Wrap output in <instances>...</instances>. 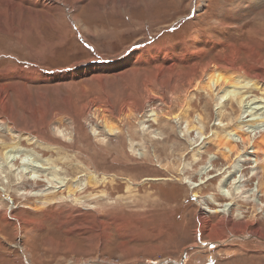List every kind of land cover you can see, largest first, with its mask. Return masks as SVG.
I'll list each match as a JSON object with an SVG mask.
<instances>
[{"label": "rangeland", "instance_id": "obj_1", "mask_svg": "<svg viewBox=\"0 0 264 264\" xmlns=\"http://www.w3.org/2000/svg\"><path fill=\"white\" fill-rule=\"evenodd\" d=\"M250 46L264 61V0H0V98L14 114L9 131L0 112V143L21 141L18 157L41 166L24 174H37L38 187L21 189L19 160L6 171L0 157V264H264V238L249 236L264 237V195L259 211L245 198L264 171L249 153L264 109L251 127L255 110L220 99L224 87L210 96L187 85L231 51L264 82L263 63L248 65ZM31 70L45 80L22 81ZM245 96L264 101V90ZM216 134L232 137L237 154L223 159ZM65 183L70 197L63 187L62 203L33 211L37 193ZM223 188L235 202L214 237L216 201L231 202ZM229 219L249 235H235Z\"/></svg>", "mask_w": 264, "mask_h": 264}, {"label": "bare ground", "instance_id": "obj_2", "mask_svg": "<svg viewBox=\"0 0 264 264\" xmlns=\"http://www.w3.org/2000/svg\"><path fill=\"white\" fill-rule=\"evenodd\" d=\"M257 31V30H256ZM260 30H258L259 32ZM258 34V33H257ZM253 37H257L256 35L253 36ZM184 48L189 51V46H187V44H184ZM192 54L196 55V52H192ZM237 54V53H236ZM235 52L234 51H231V53L229 54V56H223L224 54L222 53H218L219 55V58H220V63L219 64H212V63H206L204 65H200L198 69L199 71V74H200V78L199 80H196L194 78L193 81H189L187 83V85H192V87L189 86V89L192 88V90H202L203 92H205L206 94L208 93L210 96H212V93L214 92V90L216 88H221V87H224L223 88V92L222 94L220 95V99H223L225 97V99H229L230 98V103L233 101L232 98L234 99L236 97V104H238L240 107H242L243 109H245L246 111L243 110V114H245L246 112H248L247 110L248 109H251L253 111V113H251L250 116L254 117L248 124L251 125V127L253 126H259V122L260 121V116H254L256 115L257 111H261L262 109H264V101H262L263 97L261 98H256L254 97L252 100L248 101V102H245L247 99H245L247 96V94H249L250 92H252V90H257L259 88H263L264 90V87H263V83L260 79H262V77H260L257 73V75H254V76H251V74H249L246 70V67H236L235 66V62L237 61V57L236 56ZM246 54H247V58L249 59L247 62H250L248 63V65L254 70L257 69L259 70L260 67H264V61L261 57L257 56V51H255L251 46L248 48V50H246ZM143 52L142 50H139L137 53H135V55L133 56V59H135L136 61L137 60H140L142 59L143 57ZM132 59L130 58L128 60V62H130ZM217 63V62H216ZM252 63L254 64H257L259 65V63H263V66H260V67H257L255 65H253ZM239 65V64H238ZM108 68L109 66H106V65H103L101 66V68ZM21 72V71H20ZM35 73L37 74V71H22L21 74H23L20 79L25 82H30V83H36V81H43L45 80L43 75L41 76H38L36 77ZM20 75V74H19ZM73 76V75H72ZM64 77V76H62ZM148 87L151 88V85L148 84L147 85ZM227 87V89H226ZM213 88H215L213 90ZM237 89H246V91H241L239 92ZM151 91V89H149ZM153 91V89H152ZM189 92V91H188ZM151 94V93H150ZM172 94V93H171ZM163 95V93H162ZM187 95V94H186ZM186 95L183 97V100L182 102L184 103L182 108L184 107L186 110H188V107H189V100H192V99H188L189 97H186ZM215 95V93H214ZM161 96V94H160ZM216 96H219V95H216ZM263 96V95H262ZM249 97V96H248ZM247 97V98H248ZM177 99V98H176ZM22 100V99H21ZM215 100V99H214ZM178 101V100H177ZM219 101V100H218ZM217 101V102H218ZM225 101V100H224ZM6 102V101H5ZM4 102V99L3 98H0V112L1 114H3V116L5 117V120L8 121V123L5 124V127H4V130L5 128L8 130L9 128H11L12 130H14V126H10V124H14V114H11V116L9 117L7 115L8 113V107H7V104ZM216 102V103H217ZM233 104V103H232ZM164 105V104H163ZM205 105V103H204ZM206 106H208V104L206 103L205 105V108H207ZM133 107V106H132ZM240 109V108H239ZM182 110V109H181ZM183 111V110H182ZM165 112H168L169 115L171 114L170 112V108L167 109V111ZM220 112V111H219ZM121 113L122 114H125V116L127 117L126 113V108L125 107H122L121 109ZM241 113V114H242ZM131 114V113H130ZM180 114H182L183 117L186 116V112L182 113L180 112ZM219 114V113H218ZM129 115V114H128ZM188 115V114H187ZM3 117V118H4ZM177 117V116H176ZM181 117V116H180ZM241 118V116H240ZM180 119V118H179ZM203 119V117L201 118ZM2 120V118L0 119ZM239 120V118H238ZM5 121V122H6ZM187 121V120H186ZM244 121V120H243ZM1 122V121H0ZM245 122V121H244ZM247 122V121H246ZM263 123V122H262ZM2 123H0L1 125ZM189 124V123H188ZM201 124V123H200ZM247 124V123H245ZM261 124V123H260ZM101 126L104 128V130L106 129L107 132L109 134H113V128H109L107 125L105 124H101ZM244 126V125H243ZM246 126V125H245ZM262 126V125H261ZM16 127V126H15ZM193 127V126H191ZM189 125L187 127L188 130H190L191 128ZM248 127V126H247ZM250 127V128H251ZM264 127V126H263ZM17 128V127H16ZM261 128V127H260ZM249 129V128H247ZM200 130V129H199ZM255 130V129H254ZM257 130V129H256ZM263 131H261V133H256L258 136L255 137V139H253L252 142H250L249 144V148H251L252 150H250V154H255L254 157V162H257L259 163L257 166L258 167V171L261 167V169L264 170V128L262 129ZM3 131V130H2ZM10 131V129H9ZM250 131V130H249ZM8 132V131H7ZM200 132V136L203 135V133L201 132V130L199 131ZM240 132H235L236 135L239 136L240 138V142L243 144L242 146H244L245 142L247 140H245V138L243 139V134H239ZM13 134V133H12ZM253 134V133H251ZM255 134V136H256ZM224 135V134H223ZM1 136V135H0ZM17 136V135H16ZM225 136V135H224ZM224 136H221L219 134H216L215 135V143L218 147H224V149H226L227 151H225L224 153L221 154V156L223 157V159H226L228 158L229 156H231V154H233V152L235 153L236 150H238V146L235 145L234 143H232V137L230 138H227V137H224ZM233 136V134H232ZM22 137V136H21ZM246 137V136H245ZM248 137V136H247ZM1 139V138H0ZM13 139V138H12ZM21 140V139H20ZM33 140V139H32ZM231 140V141H230ZM3 141V140H2ZM21 142V141H19ZM18 143H14V144H11V145H6V144H2L0 143V149L3 150V152L0 153V157L2 158L3 160V164L5 166V169L7 171V163H10V165L13 163H16L17 160H19V165H21V167L18 169L19 173H21V181L19 183H17V187L19 188H24L25 187V183H28L30 185V189L32 188H35V187H38V184H37V181H38V175L35 174L31 179H34L36 180V182L31 181L30 179L28 178H25L24 177V174H27V173H30L31 171L34 172V173H37L39 171V166L37 163H34V162H29L31 159H28V156L26 157L23 156L22 158L18 157L19 155L17 154L18 153V147L17 145L19 144ZM39 142V144L41 145L42 148H50L49 144L48 145H44V144H47L46 141H44L43 139L37 137V139L35 141L32 142V144L34 143H37ZM41 142V143H40ZM31 143V142H30ZM239 143V142H238ZM39 145V146H40ZM19 146V145H18ZM38 146V145H37ZM246 148V147H245ZM5 149H8V150H5ZM223 149V150H224ZM5 150V151H4ZM221 150V148H220ZM242 150V149H241ZM244 150V149H243ZM17 152V153H16ZM239 153V152H238ZM220 154V152H219ZM227 154V155H226ZM237 154V152H236ZM23 155V154H22ZM146 155V154H145ZM241 155V154H240ZM148 157V156H147ZM0 158V160H1ZM240 159V158H239ZM245 160H249L247 158H245L244 160L242 161H245ZM32 161V160H31ZM236 163V162H235ZM47 164V163H46ZM233 164V163H232ZM238 164V163H237ZM245 164V163H244ZM256 165V164H255ZM7 166V167H6ZM13 167V166H12ZM43 168V167H42ZM257 168V167H256ZM256 168L254 169L256 171ZM11 170V168H9ZM9 170V171H10ZM34 170V171H33ZM46 170V169H44ZM27 172V173H26ZM44 172V171H43ZM222 173V172H221ZM225 173V172H224ZM252 173V172H251ZM261 173V180L258 181L257 183V186H256V193H254L253 191L250 193V195L248 196H245L246 200L248 198H250L249 201L253 202L254 205L258 208V211L261 210L262 206L263 205H259L257 202V199L256 197L258 196V194H263L264 195V171H260ZM254 174L256 176H258V173L254 172ZM202 175V174H201ZM241 176V175H240ZM40 177V176H39ZM229 177V176H228ZM260 179V178H259ZM47 180V179H46ZM245 180V179H244ZM51 181V180H50ZM91 181L95 182L96 181L94 180L93 177H91ZM241 182V181H240ZM50 183V182H49ZM245 183V182H244ZM53 183H51V186L49 188H52ZM59 184V183H58ZM97 184V183H96ZM15 185V184H14ZM80 185V184H79ZM95 185V184H94ZM200 186V185H199ZM4 187V186H3ZM67 191V194L70 195L72 193L75 192V190L72 189V186L71 184H67L65 183L63 186H58V187H55L52 189V191H48L46 192V190H41L42 192H39L36 194L35 197H37V201L38 203H36V205H38V208H32L31 206H28L26 208H32L34 209L33 211H40L42 210L44 207H47V205H53L54 203H58V202H61L62 199L60 196H58V192H60L61 188H63ZM238 187V186H237ZM220 188V186H219ZM63 189V190H64ZM79 189V187H76V190ZM221 191V196L222 198H225L229 201H231L230 203L228 204H225V205H220L218 204V202L216 201V199L213 197L212 199V202L217 203L218 207H220L219 209H216L214 211L211 212V214H214V215H219V220L218 222L213 226L211 227L212 229V235L211 236H214V237H219L221 236V234H223V231L225 230L224 229V217L226 215L229 214V211L231 210L230 206H232L234 204V199L235 197L232 196L231 193H229V191H225L224 188L223 189H219ZM239 191V189H238ZM243 191V190H242ZM71 193V194H70ZM240 193V192H239ZM252 195V196H251ZM244 197V196H243ZM74 198V197H73ZM64 199V198H63ZM70 199V198H69ZM234 202H233V201ZM240 200V199H238ZM243 200V198H242ZM245 202V201H244ZM62 203V202H61ZM61 205V204H60ZM59 206V205H58ZM264 208V206H263ZM255 212H254V217H255V213H256V209H254ZM204 213V212H203ZM206 213H209V212H206L205 211V214ZM213 215V216H214ZM239 217H241L240 215H236V218L238 219ZM201 224L199 225L200 226V231H203L205 232L206 229H207V224L209 222H207V219L203 216L201 217ZM4 219H6V216L4 217ZM241 220V219H240ZM228 223V226H230L233 229H235L234 231H232L235 235H237V233H242V236H246V235H249V231H247V228L243 225H239V224H234L233 221H231V219H229V221H227ZM227 227V226H226ZM205 230V231H204ZM258 235V231H252L251 234L249 236H256L257 240H261L262 238H264L263 236H257ZM247 237V236H246Z\"/></svg>", "mask_w": 264, "mask_h": 264}]
</instances>
